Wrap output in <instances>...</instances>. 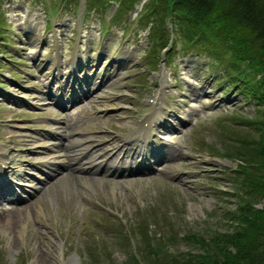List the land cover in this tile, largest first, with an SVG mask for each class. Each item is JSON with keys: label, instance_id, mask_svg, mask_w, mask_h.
<instances>
[{"label": "rangeland", "instance_id": "rangeland-1", "mask_svg": "<svg viewBox=\"0 0 264 264\" xmlns=\"http://www.w3.org/2000/svg\"><path fill=\"white\" fill-rule=\"evenodd\" d=\"M132 1L118 9L116 0L102 7L92 0H0V147L22 175L15 189L24 196L17 205L24 204L15 208L27 206L16 223L0 208V264H39L42 257L48 264L179 261L200 250L183 234L217 246L209 237L243 224L235 219L238 209L263 217L257 212L264 181L239 166L244 151L261 157L264 127L250 122L261 118L254 101L229 82L221 64L185 49L180 37L172 51L152 56L158 38L146 35L143 26L150 25L142 18L150 0ZM152 58L158 62L150 64ZM78 66L79 75L90 73L84 89L91 90L57 110L46 83L52 73ZM147 115L159 119L146 138L133 132ZM55 116L74 132L60 150L45 146L52 144L37 126L28 129ZM141 142L162 156H144L147 167L122 176L68 163L51 174V164L39 159L80 147L85 166L115 149L141 155Z\"/></svg>", "mask_w": 264, "mask_h": 264}, {"label": "trees", "instance_id": "trees-1", "mask_svg": "<svg viewBox=\"0 0 264 264\" xmlns=\"http://www.w3.org/2000/svg\"><path fill=\"white\" fill-rule=\"evenodd\" d=\"M92 1L96 7H102L112 0ZM116 1L118 9L132 7L134 2ZM152 14L154 19L149 18ZM142 18L149 22L148 34L153 32V38H158L151 47L152 56H158L164 47L165 52H170L180 37L182 47L206 54L209 60L223 66L229 82H234L244 97L254 101L257 117L261 118L250 119V122L258 129L264 127V0H150L148 13ZM156 62L158 60L152 58L150 64ZM244 152L239 166L243 165L242 170L248 172L251 180L253 176L262 183L264 144L259 159L248 155L255 152L254 149ZM260 190L264 194V185ZM250 210L251 207L248 212L238 209L242 216L235 218L241 219L243 224L245 221L248 227L234 224L230 232H217L209 237L216 240L213 242L217 246L206 242L204 236L183 234L184 238L197 242L200 250L187 251L185 254L189 256L179 261L153 253L157 256L156 264H264V214L261 213L264 204L257 212L262 218L253 217L252 212L248 214Z\"/></svg>", "mask_w": 264, "mask_h": 264}, {"label": "bare ground", "instance_id": "bare-ground-1", "mask_svg": "<svg viewBox=\"0 0 264 264\" xmlns=\"http://www.w3.org/2000/svg\"><path fill=\"white\" fill-rule=\"evenodd\" d=\"M98 78H99V77H98ZM151 113H152V111H151ZM148 116H149V115H148ZM152 117H153V115H152ZM152 119H153V118H152ZM156 120H157V119H156ZM145 129L147 130V132L145 133V134H146L145 136H147L148 133L150 132V124H148V127H146ZM148 136H150V134H149ZM92 151H93V150H92ZM153 151H155V150H153ZM163 152H164V151H163ZM136 154H137V153H136ZM161 156H162V155H161ZM126 171H127V170H126ZM134 171H135V170H134ZM34 203H35V202H34ZM17 206H18V205L15 204V205H11V206L8 207L7 209H6V208H1L2 211H3V213H6L10 219H14V220H16L15 223L18 222V218H20V216H21L23 210H27V206H24V208H20V207L15 208V207H17ZM36 206H37V204H36ZM9 208H10V209H9ZM15 223H13V224H15ZM39 264H48V263L45 262V261H44V258L42 257V261H41V263L39 262Z\"/></svg>", "mask_w": 264, "mask_h": 264}]
</instances>
